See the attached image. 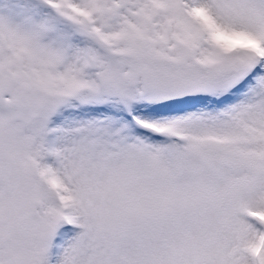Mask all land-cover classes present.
<instances>
[{"label": "snow or ice", "instance_id": "obj_1", "mask_svg": "<svg viewBox=\"0 0 264 264\" xmlns=\"http://www.w3.org/2000/svg\"><path fill=\"white\" fill-rule=\"evenodd\" d=\"M0 264H264V0H0Z\"/></svg>", "mask_w": 264, "mask_h": 264}]
</instances>
